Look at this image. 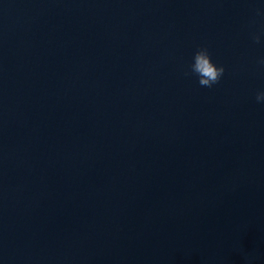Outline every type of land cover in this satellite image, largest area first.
<instances>
[{"label":"water","instance_id":"1","mask_svg":"<svg viewBox=\"0 0 264 264\" xmlns=\"http://www.w3.org/2000/svg\"><path fill=\"white\" fill-rule=\"evenodd\" d=\"M261 27V0H0V264H264Z\"/></svg>","mask_w":264,"mask_h":264},{"label":"clouds","instance_id":"2","mask_svg":"<svg viewBox=\"0 0 264 264\" xmlns=\"http://www.w3.org/2000/svg\"><path fill=\"white\" fill-rule=\"evenodd\" d=\"M261 3L264 4V0H261ZM250 38L254 43H261L262 38H264V27H261L257 32L250 33ZM257 64L264 66V56L257 59ZM224 72L223 64L212 59L211 53L206 46H198L195 49L184 70L185 75L195 76L199 85L209 88L220 81ZM255 100L259 104H264V88L256 91Z\"/></svg>","mask_w":264,"mask_h":264}]
</instances>
